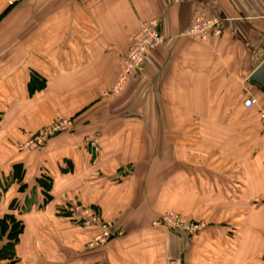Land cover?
Instances as JSON below:
<instances>
[{
  "label": "crops",
  "instance_id": "1",
  "mask_svg": "<svg viewBox=\"0 0 264 264\" xmlns=\"http://www.w3.org/2000/svg\"><path fill=\"white\" fill-rule=\"evenodd\" d=\"M198 16L221 21L222 36L186 37ZM153 20L166 42L127 87L135 105L105 99ZM262 63L264 0H0V183L25 173L1 194L0 219L24 223L18 264H264V121L244 108L250 96L264 105L248 83ZM61 119L74 128L20 150ZM77 203L113 225L106 244L89 247L100 229L71 218ZM168 210L206 227L156 226Z\"/></svg>",
  "mask_w": 264,
  "mask_h": 264
},
{
  "label": "built area",
  "instance_id": "2",
  "mask_svg": "<svg viewBox=\"0 0 264 264\" xmlns=\"http://www.w3.org/2000/svg\"><path fill=\"white\" fill-rule=\"evenodd\" d=\"M19 1L20 0H6V3L9 6H13ZM222 33L223 25L221 21L216 18L198 16L186 34L189 38L205 44L212 39L219 38ZM164 42L165 37L159 30L157 20L142 23L140 29L132 39L125 60H123L119 78L115 85L109 89V91L111 90L110 93L118 95L123 92L136 75L143 72L148 56L163 46ZM106 95H108V93H106ZM256 107H259L260 118L264 121V105H259V101L256 97L249 98L244 103V108L248 111L253 110ZM72 128L73 123L70 119L58 120L48 127L31 134L28 140L20 145V150H37L44 145L50 137L71 131ZM85 144L91 146L97 151L96 141L88 140ZM69 213L73 220L81 223L85 228L91 229L97 227L100 229V234L93 239L92 243H90V248L103 245L110 237H112V224L108 222L103 223L102 217L91 209L76 204L69 208ZM161 222L174 230L186 229L195 232L201 228V223H188V221L182 216L174 213L164 215ZM0 264L3 263L0 262ZM165 264H183V262L181 259H170L166 261Z\"/></svg>",
  "mask_w": 264,
  "mask_h": 264
},
{
  "label": "trees",
  "instance_id": "3",
  "mask_svg": "<svg viewBox=\"0 0 264 264\" xmlns=\"http://www.w3.org/2000/svg\"><path fill=\"white\" fill-rule=\"evenodd\" d=\"M17 169L18 168H16V172L14 173L12 178H5L2 184L0 183V188L2 189V192H0V198L1 194L5 193L8 190L10 184H12L13 182L15 183V181L19 184L23 182L25 175V173L23 172V168H20V171ZM37 181L40 187L43 188L46 201L49 202L52 198V196L50 195L52 183L46 181V177L45 179L43 177L39 178L37 179ZM16 205H18L17 200L12 202L10 206L12 211L18 210V207ZM24 228L25 226L23 221L18 220L14 214L5 215L0 219V262H2L3 264L19 263L20 260L17 257L16 247L20 242V236L23 234Z\"/></svg>",
  "mask_w": 264,
  "mask_h": 264
},
{
  "label": "rangeland",
  "instance_id": "4",
  "mask_svg": "<svg viewBox=\"0 0 264 264\" xmlns=\"http://www.w3.org/2000/svg\"><path fill=\"white\" fill-rule=\"evenodd\" d=\"M18 3V2H17ZM16 3V4H17ZM15 5V4H14ZM13 5V6H14ZM197 18V17H196ZM195 18V19H196ZM195 19H194V21H195ZM194 21H193V23H194ZM192 23V24H193ZM161 32V31H160ZM162 33V32H161ZM187 33V32H186ZM185 33V36L186 37H188V35ZM223 34V33H222ZM222 34H221V36H222ZM220 36V37H221ZM134 37V36H133ZM219 37V38H220ZM189 38V37H188ZM133 39V38H132ZM189 39H191V40H193L192 38H189ZM212 40H214V39H212ZM212 40H210V41H212ZM193 41H196V40H193ZM210 41H208V42H210ZM165 42H166V39H165ZM165 42H164V44H165ZM197 42V41H196ZM208 42H206V43H208ZM131 43H132V40H131ZM199 43H202V42H199ZM130 46H131V44H130ZM164 46V45H163ZM162 47V46H161ZM160 47V48H161ZM159 48V49H160ZM129 50V49H128ZM158 50V49H157ZM156 50V51H157ZM156 51H154V52H156ZM153 52V53H154ZM152 54V53H151ZM127 55V54H126ZM150 56V55H149ZM126 58V57H125ZM146 65V64H145ZM145 65H144V70H145ZM143 70V71H144ZM142 73V72H141ZM140 73H138L137 75H139ZM136 75V76H137ZM134 80V79H133ZM132 80V81H133ZM132 81H131V83H132ZM130 83V84H131ZM129 84V85H130ZM115 85V84H114ZM113 85V86H114ZM129 85H128V87H129ZM112 86V87H113ZM111 87V88H112ZM127 90H128V88L126 87V89H124L123 90V92H121L120 94H118V95H113L112 93H110V91L109 90H107V91H105V93H104V98L105 99H116L115 100V103H123V104H125L127 107H130V106H134L135 104H133V103H128V100L126 99L127 98V96L125 95V93L127 92ZM106 93H108V95H106ZM254 95V94H253ZM244 97V96H243ZM252 97H255V96H250L249 98H252ZM257 97V96H256ZM245 98V97H244ZM244 98H242V99H244ZM248 98V99H249ZM242 101V100H241ZM245 101H247V99H245L244 100V103H245ZM259 105H262L261 103H259ZM139 106V105H138ZM246 110V109H245ZM256 110L258 111V113H259V115H260V110H259V107H256ZM137 111H139V109H133L132 111H128V110H125V109H123L122 111H118V112H127V113H130V112H134V113H136ZM58 121V120H57ZM56 122V121H55ZM55 122H53V123H55ZM52 123V124H53ZM73 123V122H72ZM46 127H48V126H46ZM46 127H44V128H46ZM44 128H42V129H44ZM181 127H178V129H180ZM185 128V127H184ZM211 127H200V126H189V130H188V133H196L197 131H199L200 132V130H208L209 131V129H210ZM222 129V131H224V132H226L227 131V129H228V127L227 126H225V127H221ZM41 130V129H40ZM36 133V132H35ZM63 133H66V132H63ZM63 133H60V134H57V135H55V136H52V137H50L47 141H46V143L50 140V139H52V138H54V137H57L58 135H61V134H63ZM178 133H180V131L178 132ZM222 137H225L224 135H222ZM92 141H96V140H92ZM46 143L44 144V145H46ZM96 143H97V150H99V148L100 147H98V142L96 141ZM22 144H24V143H22ZM193 144H196V143H193ZM204 144L206 145V149L208 148V147H210V149H212V148H214L213 147V145H215L216 146V148L218 149V148H221L222 150H223V146L225 145V141H223V139L219 142V143H217V142H204ZM44 145H42L39 149H41V148H43L44 147ZM191 145V144H190ZM91 147V146H90ZM38 150V149H37ZM227 159V158H226ZM207 160H208V158H205V166L207 165V164H211L212 162H208L207 163ZM220 160H221V162H222V166L224 165V162L223 161H225V159L223 158V157H221L220 158ZM204 165V164H203ZM178 166H179V164H178ZM163 177H165V175L163 174V175H161V177H160V182L164 179ZM163 178V179H162ZM158 181V180H157ZM77 204H79V205H81V206H83L82 204H80V203H77ZM84 207V206H83ZM84 208H89V209H91L92 211H94V212H96V213H98L97 211H95L93 208H90V207H84ZM168 213H174V214H177V215H180V216H182L184 219H186L187 221H188V223H193V221H191V220H189V219H187V217H185V216H183L182 214H180L179 212H176V211H174V210H168L164 215H166V214H168ZM99 214V213H98ZM100 215V214H99ZM163 215V216H164ZM101 216V215H100ZM163 216L161 217V219L159 220V221H157L156 223H155V225L156 226H163V227H166L167 229H171V230H174V229H172V228H170V227H168V226H166L163 222H161V220H162V218H163ZM102 222L103 223H105V222H108V221H106V220H104V218L102 217ZM108 223H110V222H108ZM201 223V228H200V230H197V231H195V232H191V231H189V230H186V229H183V230H178V231H185V232H188V233H198V232H200L202 229H204L205 227H206V223H204V222H200ZM79 225H80V227H82L83 229H87V228H85L81 223H79ZM112 227H113V225H112ZM112 230H113V234H112V236H114L115 235V233H114V229L112 228ZM112 237H110L104 244H106L110 239H111ZM89 247H90V245H89ZM173 259H178V258H173ZM170 260V259H169ZM168 261V260H167Z\"/></svg>",
  "mask_w": 264,
  "mask_h": 264
},
{
  "label": "water",
  "instance_id": "5",
  "mask_svg": "<svg viewBox=\"0 0 264 264\" xmlns=\"http://www.w3.org/2000/svg\"><path fill=\"white\" fill-rule=\"evenodd\" d=\"M248 83L258 87L261 92L264 93V63H262L256 71H254L248 79Z\"/></svg>",
  "mask_w": 264,
  "mask_h": 264
}]
</instances>
